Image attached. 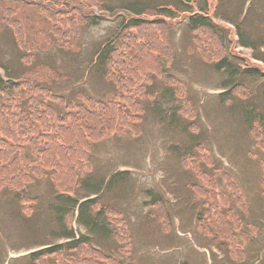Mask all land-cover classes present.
I'll return each instance as SVG.
<instances>
[{
    "label": "trees",
    "instance_id": "trees-1",
    "mask_svg": "<svg viewBox=\"0 0 264 264\" xmlns=\"http://www.w3.org/2000/svg\"><path fill=\"white\" fill-rule=\"evenodd\" d=\"M201 1L135 0L118 8L108 0H0V33L7 29L13 33L20 60L27 68L36 62L39 49L78 50L84 29L108 20L106 14L121 20L120 36L108 39L94 58L101 76L117 88L105 101L85 95L68 101L46 86L52 75L39 72L41 68L17 75L4 66L9 80L0 75V192L15 191L22 210L32 215L40 199L28 195L27 189L49 177L56 195L51 209H55L60 225L57 239L64 240L46 244L51 246L26 256L24 264H126L100 246L114 238L121 253H130L131 235L123 214L103 206L97 192L96 198L83 203L81 199L93 194L77 195L82 189L88 191L91 182L101 186L106 182L92 174L94 144L127 132L140 135L147 103L153 106L154 101L159 108L165 103L175 116L189 117L194 123L190 93L171 70L175 62L171 19L188 18L196 49L222 77V101L232 110H240L264 150V99L257 100L255 88L257 81L264 83V34L254 39L245 24L257 12V0H252L247 16L230 19L233 26L213 16L224 0H217L214 10L210 0ZM240 47L252 49V56L238 51ZM157 81L163 86L162 93L155 90ZM192 123L186 125L187 131H193ZM191 135V144L182 151L181 159L183 166L204 181V185H190L204 200L196 222L213 244L233 261L245 264V247L253 238L248 231L251 225L241 214L247 209L241 188L225 167L212 159L200 135ZM199 152L201 158H197ZM202 161L213 176L201 168ZM217 177L226 183L235 207L218 190ZM151 205L157 207L162 230L170 233L174 220L165 200L159 198ZM77 210V223L86 230L82 235H76L73 228ZM6 255L0 246V264H5Z\"/></svg>",
    "mask_w": 264,
    "mask_h": 264
},
{
    "label": "rangeland",
    "instance_id": "rangeland-1",
    "mask_svg": "<svg viewBox=\"0 0 264 264\" xmlns=\"http://www.w3.org/2000/svg\"><path fill=\"white\" fill-rule=\"evenodd\" d=\"M126 1L135 0H108L110 5L118 8ZM143 1L158 3L162 0ZM210 2L214 10L218 2ZM250 9L251 0H224L213 16L219 22H222L221 17L231 21L238 16H247ZM257 12L245 23L254 39L264 34V0H257ZM106 15L108 20L84 29L78 50L52 47L37 51L33 67H40L39 72L52 75L53 80L46 86L55 94L64 95L68 101L80 100L81 95L105 101L116 91L114 82L102 77L100 69L94 66L95 53L108 39L117 40L120 36V18ZM178 19L170 20L171 44L175 51L174 68L171 70L184 81L190 93L194 123L189 117L175 116L165 103L159 108L153 101L150 113L141 124L139 136L127 132L94 144L95 175L99 180L102 177L107 179L102 186L91 182L86 187L87 192L80 190L79 193L82 197L97 192L102 205L115 207L123 214L132 238L130 256L121 255L116 239L107 242L106 247L125 263L236 264L228 255L229 261L222 259L227 252L218 249L196 222V214L204 200L190 185H204V181L193 170L183 166L181 154L190 146L191 134L200 135L201 141L211 151L212 159L225 167L240 186L247 203L246 211L241 214L245 223L251 225L248 231L253 239L245 247V264H264V150L249 131L240 110H232L222 101V77L196 49L193 33L187 26L188 18ZM237 50L247 56L253 53L240 48ZM20 56L13 33L8 29L0 33V64L10 67L17 75L26 73L28 69L23 66ZM256 83L257 100H263L264 83ZM155 88L157 93L163 92L160 82ZM54 106L59 108V105ZM147 107L150 108V103ZM188 123H192L193 131H187ZM196 155L201 158L202 152ZM200 165L205 172L214 175L208 171L207 163L202 161ZM216 181L218 190L227 195L235 207L226 183L221 177ZM53 188L46 177L29 186L28 193L40 197V202L35 206L36 215L27 217L22 214L13 190L0 193V244L9 250L6 264H11L10 256L20 258L31 251V247L35 250L37 245L51 243L58 238L59 221L53 214L55 209L51 211L55 203ZM158 197L165 198L173 213L174 227L169 234L164 229L162 231L163 221L158 216L157 207L150 205ZM74 231L77 235L85 233L84 227L77 224ZM12 264H24V261Z\"/></svg>",
    "mask_w": 264,
    "mask_h": 264
}]
</instances>
